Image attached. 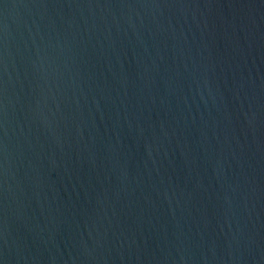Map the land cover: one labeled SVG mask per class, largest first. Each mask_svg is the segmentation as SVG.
I'll return each instance as SVG.
<instances>
[{"label":"water","instance_id":"water-1","mask_svg":"<svg viewBox=\"0 0 264 264\" xmlns=\"http://www.w3.org/2000/svg\"><path fill=\"white\" fill-rule=\"evenodd\" d=\"M0 264H264V0H0Z\"/></svg>","mask_w":264,"mask_h":264}]
</instances>
